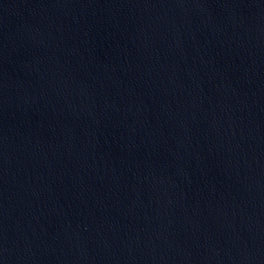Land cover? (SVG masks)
I'll return each mask as SVG.
<instances>
[{
	"label": "water",
	"instance_id": "water-1",
	"mask_svg": "<svg viewBox=\"0 0 264 264\" xmlns=\"http://www.w3.org/2000/svg\"><path fill=\"white\" fill-rule=\"evenodd\" d=\"M86 264H264V98L183 164Z\"/></svg>",
	"mask_w": 264,
	"mask_h": 264
}]
</instances>
